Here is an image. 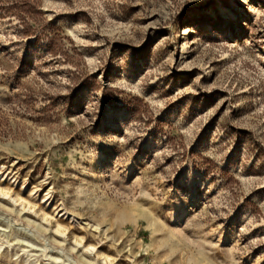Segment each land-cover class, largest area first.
I'll return each mask as SVG.
<instances>
[{
  "label": "rangeland",
  "instance_id": "obj_1",
  "mask_svg": "<svg viewBox=\"0 0 264 264\" xmlns=\"http://www.w3.org/2000/svg\"><path fill=\"white\" fill-rule=\"evenodd\" d=\"M30 1L38 37L0 14V264H264V0Z\"/></svg>",
  "mask_w": 264,
  "mask_h": 264
},
{
  "label": "trees",
  "instance_id": "obj_2",
  "mask_svg": "<svg viewBox=\"0 0 264 264\" xmlns=\"http://www.w3.org/2000/svg\"><path fill=\"white\" fill-rule=\"evenodd\" d=\"M0 14L17 18L23 35L33 33L38 37V33L34 32L35 28H32V22L36 21L39 11H36L30 0H0ZM50 54L56 55V52L51 48Z\"/></svg>",
  "mask_w": 264,
  "mask_h": 264
},
{
  "label": "bare ground",
  "instance_id": "obj_3",
  "mask_svg": "<svg viewBox=\"0 0 264 264\" xmlns=\"http://www.w3.org/2000/svg\"><path fill=\"white\" fill-rule=\"evenodd\" d=\"M94 160H95V157H94ZM179 214V213H178ZM174 216V215H173ZM173 220H174V218H173ZM175 221V220H174Z\"/></svg>",
  "mask_w": 264,
  "mask_h": 264
}]
</instances>
